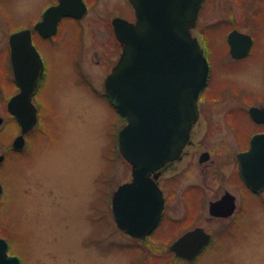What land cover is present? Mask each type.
Instances as JSON below:
<instances>
[{
    "label": "rangeland",
    "instance_id": "1",
    "mask_svg": "<svg viewBox=\"0 0 264 264\" xmlns=\"http://www.w3.org/2000/svg\"><path fill=\"white\" fill-rule=\"evenodd\" d=\"M25 1L30 7L25 14L29 20L39 5L49 0L0 1V155L18 134L15 122H11L10 136L5 134V103L10 91L5 54L9 27L23 18L20 12ZM121 3L119 15L131 19V10ZM88 4L83 24H92V28L86 33L81 65L91 90L102 92L107 70L105 52L112 48L105 17L112 14L115 0ZM231 29L254 39L251 55L240 64L226 51V36ZM192 35L211 60L210 81L203 96L212 98L223 92L225 97L236 96L241 105L234 108L232 116L226 111L236 105V99L229 98L225 105L202 107L194 126H237L242 138L255 132L257 127L245 113L247 108L241 107L264 102V0H205ZM103 41L108 45L103 47ZM94 51L102 55L101 62ZM65 54L57 52L49 57L38 95L47 98L49 107L43 103L35 132L26 136L23 150L5 151L6 159L0 164V237L7 242L8 254L17 257L20 264H135V241L116 227L111 216V193L131 179V168L116 144L119 116L90 90L72 84L73 66ZM90 82L87 80V84ZM215 138L221 142L223 137ZM225 138L230 140L231 149L236 148L230 136ZM194 164L189 163L185 174L171 186L199 183ZM231 170L227 167L224 172L229 174ZM244 220L239 234L217 242L213 259L219 264H264V211L259 199H249Z\"/></svg>",
    "mask_w": 264,
    "mask_h": 264
},
{
    "label": "water",
    "instance_id": "2",
    "mask_svg": "<svg viewBox=\"0 0 264 264\" xmlns=\"http://www.w3.org/2000/svg\"><path fill=\"white\" fill-rule=\"evenodd\" d=\"M128 2L135 21L122 18L113 21L122 52L105 80L104 91L126 122L118 134V150L131 168V180L113 193L111 213L117 228L135 238V220L146 219L142 215L153 211V199L160 193L151 174L180 159L189 143L191 129L199 118L198 100L207 82L209 65L198 39L191 33L204 0ZM86 12L82 0H58L57 6L45 11L44 21L35 29L49 36L55 32L61 17L81 18ZM227 41L235 59L247 56L253 44L251 36L237 30L228 34ZM9 44L14 79L20 90L8 102L9 112L21 127L12 148L21 150L24 136L37 124V110L31 99L42 76L43 63L29 31L12 34ZM248 114L254 122L264 123V108L251 107ZM4 158L0 155V163ZM238 164L245 185L261 192L264 135L252 137L249 150L238 155ZM2 192L0 183V195ZM135 197L139 199L135 201ZM158 205L160 210V201ZM233 209L231 200L227 205L221 201L210 207V213L227 217ZM193 234L196 231L174 242L171 251L193 259L199 251L191 245ZM7 250V242L0 238V264H20Z\"/></svg>",
    "mask_w": 264,
    "mask_h": 264
},
{
    "label": "flooded vegetation",
    "instance_id": "3",
    "mask_svg": "<svg viewBox=\"0 0 264 264\" xmlns=\"http://www.w3.org/2000/svg\"><path fill=\"white\" fill-rule=\"evenodd\" d=\"M0 1L5 3L7 0ZM98 1L100 0H82L87 8L86 14L81 18H77L72 15L61 17L56 23L55 32L49 36L37 31L35 26L44 21L45 11L48 8L57 6L58 0H49L40 4L35 14L29 20L25 18V14L28 12L30 7L28 2H24L20 12L22 16L24 15L23 18L20 20V22H18V24L16 23L15 26L11 25L9 27L10 31L5 54L7 74L6 79L9 80L7 82V86L10 89L5 103V111L8 115V118L6 119L7 124H5V134L10 136L12 127L10 126L11 122H15L16 132H18V134L14 137L13 141L21 133V127L19 126L15 117L8 110V102L20 91L14 79L11 47L9 44V38L14 33L20 31H29L32 45L36 49L43 63V73L38 81L37 88L31 99L32 104L37 110V124L39 120L38 115L39 112L42 111L43 103L45 107L48 106V103H45L47 98H39L38 95L40 90L43 89V83L46 79L47 67L49 66L50 62L49 57L53 53L57 52L59 53L64 51V53H66V61L73 66L74 73H72V75L74 78L71 81L72 84L78 88H82L84 91L85 88L90 90V92L94 93L95 96L100 97L106 101L107 104L112 106L109 99L105 95L104 83L112 68L116 65L122 52V46L117 41L115 36L113 21L116 18L125 19L119 15L120 9L118 7L120 4H122L121 2H124L126 6L129 7L132 14L131 19L125 20L133 23L135 21V16L134 10L128 0H115V4L112 6V11H110L112 14H108L109 17H105V29H107L108 34L110 35L109 39L112 48H106L107 52H105L107 70L106 78L103 81V91H92L90 79L84 72L81 65V60L84 55L83 52H85L84 50L86 47V33L88 29L92 28V24L91 26H85L83 22L89 13L90 5L88 3H96ZM233 30L237 29H231L230 31ZM230 31H228V33ZM112 39L115 43L112 41ZM226 44L228 56L239 64L249 58L254 46L253 43L247 56L235 59L230 54L227 36ZM105 45L107 46L108 44L104 42L102 46L104 47ZM87 47L89 46L87 45ZM203 51L209 65V73L206 85L201 91L198 101L199 115L202 107H207L216 103H218V105L222 103L224 104V102L230 98L231 101H235L236 99V105L234 107H232V105L229 106L226 111V114L232 116V111L234 108L241 106L240 100L237 99L236 96L228 95L225 97L223 92L220 95L218 94L217 97L210 98L208 96H203V94H205L206 90L208 89V83L210 81L209 77L211 75V60L209 53L204 47ZM94 53L96 55L99 52L94 51ZM98 58L101 62L103 57L102 55L98 54ZM87 80L90 82L89 84H87ZM261 84L264 90V67L261 71ZM42 99H44V102ZM251 107L264 108V102H255L251 105L241 107V109L247 108L245 113L247 114L248 118H250L248 111ZM118 116L121 123V129L123 127V118L119 114ZM0 119V124H2V118ZM250 120L254 126L257 127L256 131H251L247 136H243V138L242 135L240 136L238 134L237 126H229L227 123L226 124L228 126H193L190 132L189 143L184 147L181 158L166 164L163 168L151 174L150 178L157 185V190L160 192L159 196H155L153 199L154 209L152 212L142 215V217L146 219L135 220V238L127 235L135 241V264H139L141 261H144V264H147V262L149 264H208L209 261L212 264H219L218 261L213 259L216 249L218 248L217 242L236 236L239 234L241 228L245 226L243 223H245L244 218L249 199H259L264 211V189L258 193L252 191L245 185L238 171V155L249 150L250 141L254 135H264V123H256L251 118ZM37 124L24 136L25 144L21 150H23L26 146V136L32 132H35L34 130L37 128ZM1 132L3 133L4 131L2 130ZM216 135L223 137L220 138L221 142L217 140L218 138H215ZM225 135L231 137V140H233L237 145L236 148L231 149L229 146L230 140L225 138ZM13 141H9V143L6 144L4 151H2L4 155L5 151L13 149L9 148L10 144H13ZM220 144L223 145L221 150ZM191 162H195L194 165H196L197 168L199 183H192L182 188L172 187L171 185L173 181L185 174V171L189 166L188 164ZM227 167H232V170L228 172L229 174L224 172L225 168ZM215 187L216 190L213 192L212 190ZM113 193L114 191L110 195V205ZM138 199L139 198L135 197V201ZM229 200H231L232 204H234V209L231 215L225 217L215 216L210 213V207L213 204L224 201V205H227ZM159 201L161 203L160 210V205H158ZM172 201L175 202L172 203ZM178 206L179 209L177 208ZM156 216H158L157 220ZM219 226H221V229ZM195 231L197 234L192 235L191 245L197 248L199 251L196 253L193 259L180 257L171 251L170 247L174 242L185 236L191 235ZM206 237L207 241H205Z\"/></svg>",
    "mask_w": 264,
    "mask_h": 264
}]
</instances>
